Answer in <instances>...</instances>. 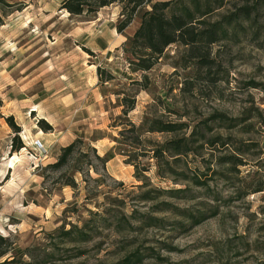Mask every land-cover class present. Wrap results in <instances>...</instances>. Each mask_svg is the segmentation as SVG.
<instances>
[{
	"label": "rangeland",
	"instance_id": "obj_1",
	"mask_svg": "<svg viewBox=\"0 0 264 264\" xmlns=\"http://www.w3.org/2000/svg\"><path fill=\"white\" fill-rule=\"evenodd\" d=\"M5 1L0 252L8 254L0 264H264V10L256 0H224L203 18L214 24L251 10L224 26L211 66L175 44L144 74L133 73L123 46L150 7L119 34L117 4L76 16L62 9L66 0ZM123 99H136L127 116ZM163 125L172 132H157ZM78 140L88 159L49 170ZM170 142L188 148L175 156L163 151ZM92 149L111 161L106 170Z\"/></svg>",
	"mask_w": 264,
	"mask_h": 264
},
{
	"label": "trees",
	"instance_id": "obj_2",
	"mask_svg": "<svg viewBox=\"0 0 264 264\" xmlns=\"http://www.w3.org/2000/svg\"><path fill=\"white\" fill-rule=\"evenodd\" d=\"M255 2V10H264V0H256ZM0 4H6V1L0 0ZM115 4L120 5L122 9L121 16L123 19L117 25L119 34H123L133 24L144 7H150V10L143 11L139 17L141 21L139 28L123 46V51L128 55L127 60L133 73L143 74L151 71L163 56L165 50L175 44L184 46L186 53H190L191 58L197 60V64L201 68L211 66L209 57L212 47L220 40V34L222 36L227 34V29L224 26L230 27L233 23L247 21L251 16V10L241 9L232 16L224 17L225 19L222 21L214 24L207 23L204 19L211 16L215 9L223 8L224 0H170L157 3H152L150 0H66L62 9L76 16L92 15L102 8ZM1 25L2 19L0 17ZM98 72L102 79V70L99 69ZM136 84L138 83L136 82ZM121 106L123 107L122 114L127 116L135 109L136 99H123ZM222 118L221 115H218V119L221 120ZM10 121H13V119L10 118ZM131 125L134 127L133 124ZM172 130V125H163L157 132H172ZM149 132H154V129L149 130ZM182 146H186L185 150L188 148L186 144L170 142L164 146L163 151H173L175 156H178L182 154ZM21 148H23L22 145L16 147L13 145L12 147L13 151ZM82 148L83 143L79 140L68 147L62 148L57 162L49 166L48 169L55 172L63 170L74 161L76 156L81 158V160H76L80 163H82V159L87 160L88 153L82 151ZM92 152L106 170L108 160L99 157L95 149H92ZM89 165L91 164L89 163ZM70 182L66 185L74 187V179H71ZM4 242L7 241L0 237V244ZM7 254V250L0 252V258L5 257ZM134 263L133 259L130 258L121 264Z\"/></svg>",
	"mask_w": 264,
	"mask_h": 264
},
{
	"label": "built area",
	"instance_id": "obj_3",
	"mask_svg": "<svg viewBox=\"0 0 264 264\" xmlns=\"http://www.w3.org/2000/svg\"><path fill=\"white\" fill-rule=\"evenodd\" d=\"M37 145L40 146V148H41V145H40V143H39L38 141L36 142V146H37Z\"/></svg>",
	"mask_w": 264,
	"mask_h": 264
},
{
	"label": "crops",
	"instance_id": "obj_4",
	"mask_svg": "<svg viewBox=\"0 0 264 264\" xmlns=\"http://www.w3.org/2000/svg\"><path fill=\"white\" fill-rule=\"evenodd\" d=\"M110 163H111V161H109L107 165L109 166Z\"/></svg>",
	"mask_w": 264,
	"mask_h": 264
},
{
	"label": "bare ground",
	"instance_id": "obj_5",
	"mask_svg": "<svg viewBox=\"0 0 264 264\" xmlns=\"http://www.w3.org/2000/svg\"><path fill=\"white\" fill-rule=\"evenodd\" d=\"M27 26V25H26Z\"/></svg>",
	"mask_w": 264,
	"mask_h": 264
}]
</instances>
